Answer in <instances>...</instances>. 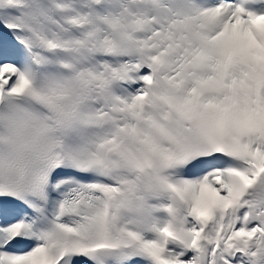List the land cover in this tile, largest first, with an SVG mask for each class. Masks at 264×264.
Masks as SVG:
<instances>
[{"label": "snow or ice", "instance_id": "6c2138e0", "mask_svg": "<svg viewBox=\"0 0 264 264\" xmlns=\"http://www.w3.org/2000/svg\"><path fill=\"white\" fill-rule=\"evenodd\" d=\"M0 264H264V0H0Z\"/></svg>", "mask_w": 264, "mask_h": 264}]
</instances>
